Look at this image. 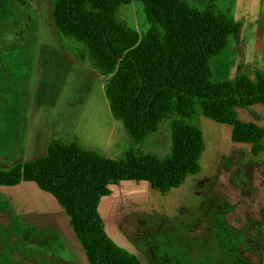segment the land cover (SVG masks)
<instances>
[{
	"label": "trees",
	"instance_id": "16d2710c",
	"mask_svg": "<svg viewBox=\"0 0 264 264\" xmlns=\"http://www.w3.org/2000/svg\"><path fill=\"white\" fill-rule=\"evenodd\" d=\"M16 1L25 7L38 0ZM51 1L62 49L104 77L111 114L123 123L133 146L115 160L85 146L76 135H58L50 140L46 157L1 169L0 187L35 182L50 193L64 210L89 264H142L108 235L99 211L102 200L121 182L147 183L166 196L199 175L206 151L204 133L197 124L199 111L210 121L231 126L233 143L251 145V155L260 157L264 129L241 122L237 110L264 105V74L257 72L253 82L245 74L235 76L230 65L226 79L216 77V58L241 29L233 9L223 10L219 0L203 4L191 0ZM133 1L144 6L149 26L144 35L121 15ZM13 15L8 0H0V19ZM164 122L171 131L170 153L138 151L136 147L146 145ZM227 206L223 204L224 210ZM214 224L219 258L207 264H252L239 250L226 219L219 217ZM153 250L163 263L174 264V258L159 255L160 246Z\"/></svg>",
	"mask_w": 264,
	"mask_h": 264
},
{
	"label": "rangeland",
	"instance_id": "374dc122",
	"mask_svg": "<svg viewBox=\"0 0 264 264\" xmlns=\"http://www.w3.org/2000/svg\"><path fill=\"white\" fill-rule=\"evenodd\" d=\"M191 1L203 4L207 0ZM219 1L223 10L233 9L236 21L241 25L238 38L233 39L215 60L216 77L226 79L230 65L237 74L242 59L249 60L247 66L253 60L257 64L262 61L264 0ZM8 2L14 15L0 19V170L11 168L26 158L27 141L40 138V135L34 137V133L41 122L46 120L49 127L56 128L55 121L61 120L58 118L78 116L80 119L78 113L87 102L100 106L97 113L99 126H93L91 130L90 120L76 122L74 131L83 125L86 131L82 134L93 138L95 149H102L107 157L120 160L133 146V141L123 123L116 121L111 114L104 91V77L60 52L62 47L51 1L38 0L25 7L16 0ZM230 2H233L232 7ZM121 15L140 35L147 33L149 26L142 3L133 1L122 9ZM19 21L22 24L18 28L15 23ZM23 30L28 32L16 36ZM35 35L42 38V46L50 42L57 48L59 56L53 55L52 47L38 48ZM197 124L208 143L202 172L189 177L185 185L166 196L142 182L126 181L114 186L112 195L102 200L99 209L106 231L119 246L136 254L142 264H157L152 250L156 245L160 246L159 255L174 258V264H207V261L219 258L214 249L218 235L214 220L221 217L236 233H244L239 243L243 256L252 264H261V260L264 261V170L257 172L252 165L250 176H243L241 172L246 164L237 168L235 158L229 160L233 167L221 166L223 158L239 155L236 152L239 147L229 144L225 135L222 143L216 142L213 124L217 123L206 119L201 111ZM207 143L205 141L206 147ZM37 147L43 150L46 144ZM136 149L146 154L168 155L171 151L168 122L160 126L146 145ZM238 150L245 159L244 163L249 161V147ZM24 189L25 194L26 191H36L31 185H25ZM223 202L228 204V209L224 210ZM7 221L8 217L0 219L1 224L6 225ZM17 221L18 216H15L13 222L18 224ZM61 226L64 231L68 230L69 240L73 242L69 246L76 248L81 256L78 263L89 264L71 226L66 221ZM54 244L32 245L30 252L43 257L64 254L56 241ZM65 254L71 262V255ZM22 255L21 251L15 256L17 262L24 259ZM26 264L34 263L28 261Z\"/></svg>",
	"mask_w": 264,
	"mask_h": 264
},
{
	"label": "flooded vegetation",
	"instance_id": "af4514ba",
	"mask_svg": "<svg viewBox=\"0 0 264 264\" xmlns=\"http://www.w3.org/2000/svg\"><path fill=\"white\" fill-rule=\"evenodd\" d=\"M38 40V48L41 47L46 49L47 47H52L51 49L53 50V55H55V57L56 55L59 56L58 50L55 49V47L50 42H46L42 46V38H39ZM61 51L65 52L63 49H61ZM99 108V105L93 106V104L87 102V104H85L82 110L78 113L80 119L78 116H76L78 118L75 121L74 119L76 117L73 119L58 118L61 120L55 121L54 124L56 128L53 126L49 127V132H55L56 129L57 131L63 129L67 130L69 128H73L76 122H86L87 120H90V128H93V126L98 127V124L100 123V119H97ZM93 122H95V125H93ZM58 135L65 134H56L52 136L50 140ZM229 160L230 157L223 158L221 166H227L230 168L231 165V167H233L232 161L230 162ZM20 162L17 161L12 166ZM25 185H31L32 188L36 189V191H26L27 194H25ZM20 191H22V195L16 196L15 194L19 193ZM0 193L2 194V198L0 200V219L8 217L6 225L0 223V264H26L28 261L33 262L34 264H79L78 259L81 256L76 248L69 246L72 245L73 242L71 243L69 240L70 235L68 234V230H66L67 232L64 231V227L61 226V224H64V221H66L67 225L70 226L69 220L64 210L60 207L56 199L50 193L41 190L35 182H22L17 186L0 187ZM15 216H18V224L11 222L12 218ZM234 234L239 246L241 241V232H235ZM54 241L57 242V245L59 244L58 246L61 250H63L64 254L47 255L43 257L30 252V246L32 245H55ZM25 249L29 251L24 252ZM21 251L24 253V255H22L24 256V259L17 262L15 256ZM65 253L71 255V262L65 258ZM153 253L157 257V260H155L157 264H165L159 260L158 254L154 250ZM263 262L264 261L261 260V264H264Z\"/></svg>",
	"mask_w": 264,
	"mask_h": 264
},
{
	"label": "crops",
	"instance_id": "0c3cea01",
	"mask_svg": "<svg viewBox=\"0 0 264 264\" xmlns=\"http://www.w3.org/2000/svg\"><path fill=\"white\" fill-rule=\"evenodd\" d=\"M51 5H52V1H51ZM52 10H53V6H52ZM53 13H54V11H53ZM60 52H62L61 49H60ZM62 53H64V55H67V57L69 59L72 58L68 53H66V52H62ZM76 61H78V60H76ZM78 62L81 63L80 61H78ZM248 62H249V60L242 59L240 62L239 68H237V72H236L237 74H235L234 72L233 73L235 74V76L245 74L246 76L249 77L250 80H252L253 82H257V79H258L257 78V72H261L262 74H264V49H263V54H262V61L260 62V64H257V62H255V60H253L251 62V64L249 66H247ZM232 71H234V69H232ZM237 112H238V118L241 122L248 123V124L251 123V124H254V125L264 129V105L258 104V105H255L254 107L249 108V109H245V110L239 109V110H237ZM46 122H47L46 120H44V122H41L40 128H38L37 131H35V133H34V137L36 135L37 136L40 135V138H43V139L34 138L32 141H31V139H29V141H27V145H26V149H25V151H27V153H26L27 156L24 159V161H33V160H38V159H42V158L46 157L48 154V146L47 145L49 143V140L52 136H54L56 134H74L82 141V143L84 145H86L89 148L95 149L93 147V143H94L93 138L91 139L88 136H86V135L84 136V134H82L84 131H86L83 127H81L80 129H77L76 131H74V127H75L74 126L73 128H69L67 130L63 129V130L57 131V129H56L55 132H49V126L50 125ZM213 125H214V130L216 133V135H215L216 142L222 143L224 135H225V139L234 148L239 147L238 149H241V147H243V146H248L249 151L251 152V145L233 143V141H232L233 129L231 126H225V125H220V124H213ZM89 130L90 129H88L87 131H89ZM91 130H93V128H91ZM39 139L41 140V142H39ZM205 141L207 143L206 137H205ZM43 142H44V144H46V149L42 150V147H37V146L38 145L39 146L44 145ZM207 148H208V143H207L206 150H207ZM238 149L236 152H239L238 153L239 155L234 154L230 157V159L235 158V165L237 168H241L242 165L246 164V166L244 165V167L242 169L243 171L241 172L243 176H250L249 173L251 172L252 168H254L255 171H257V172H263V170H264V153L261 154V156L258 158H254L252 155H250L249 161L244 163L245 159L240 155V151ZM32 150H34L35 153L32 152ZM44 150H45V152H44ZM97 150H99V148ZM99 151L102 152V149H100ZM248 162H249V164H248ZM201 163H202V170H203V157H202ZM252 165H255V167L251 168ZM226 168H228V167L226 166ZM238 182L242 183V180H238ZM173 191H175V190H173ZM241 236H242V232H241ZM239 250H240V247H239Z\"/></svg>",
	"mask_w": 264,
	"mask_h": 264
},
{
	"label": "water",
	"instance_id": "95a60500",
	"mask_svg": "<svg viewBox=\"0 0 264 264\" xmlns=\"http://www.w3.org/2000/svg\"><path fill=\"white\" fill-rule=\"evenodd\" d=\"M53 6V5H52ZM94 71V70H93ZM94 72H96V71H94ZM97 73V72H96ZM98 74V73H97ZM121 122V121H120Z\"/></svg>",
	"mask_w": 264,
	"mask_h": 264
}]
</instances>
